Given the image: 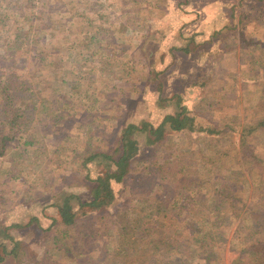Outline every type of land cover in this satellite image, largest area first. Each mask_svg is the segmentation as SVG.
<instances>
[{"label":"rangeland","instance_id":"rangeland-1","mask_svg":"<svg viewBox=\"0 0 264 264\" xmlns=\"http://www.w3.org/2000/svg\"><path fill=\"white\" fill-rule=\"evenodd\" d=\"M21 1L23 8H26L23 14L27 22L31 21L36 30L43 32L45 50L43 54L33 50L18 52L17 59L22 60V71L27 66L23 72L32 89L29 111L32 129L27 134L34 144L27 147V153L23 157L10 154L0 160V230L8 228L7 232H0L1 251L3 247L13 249L14 240L18 245L17 253L22 255L21 259L42 256L47 236L45 230L62 222L58 208L49 205L53 202L51 194L61 189L77 193L87 201L94 200V187H99L100 195H104L109 189L120 192L119 196H129L132 193L151 199L155 192L163 190L160 197L163 200L168 197L166 194H176L185 204L184 228L187 231L175 242L173 255L174 259L190 260L191 264L198 259L194 240L196 233L190 231L196 225L193 223L194 219L209 212V198L216 196V190L226 182L241 187L237 191H241V196H245L247 203L255 210H264V183L260 185L256 173L252 174L254 169L251 168V161L248 164L243 162V151L240 149V134L244 124L264 116V0H227L225 8L233 13L228 17L227 24L217 25L220 27L216 30L225 32V35L211 39L210 47H205L209 40L205 41L204 37L194 39L196 43H201H198L200 45L196 50L190 49L188 54L181 51L173 53L167 48L165 52L169 60L161 63V66L154 63L156 48L159 47L154 40L162 38L164 41L163 35L168 28L160 25V28L151 31L146 38L141 37L142 32L132 33L136 34L139 42L146 39L143 41L144 51L137 58L145 60L143 66L149 67H140L126 81L116 83L115 86L112 83L118 76L111 74L113 71L109 70L115 68L94 60L88 53L80 34L84 24L75 17L74 2L72 5L70 0ZM148 2L150 11L155 13L148 20L154 23L152 28H155V24L163 18L167 2ZM196 15L195 20H201L202 23L195 30L200 27V32L205 34L210 25L208 17L203 16V19L200 12ZM182 27L179 28L180 32L181 29L184 32H194L187 31L185 25ZM115 29L117 27L112 28ZM119 30L127 32V23L122 22ZM14 33L11 32L4 39L12 41ZM136 47L134 44L130 46V54L122 57L125 62L134 59L133 55L137 56ZM1 50L3 48L0 47V57ZM13 50L15 48L8 51ZM59 58L62 60L57 62ZM197 63L199 68L192 72L191 69ZM125 66L130 65L126 63ZM158 71H165L162 82L163 85L165 81L169 84L167 87L163 86L162 90L156 87L153 77H149ZM59 77L68 79L69 83L63 84ZM191 83H196V86L190 87ZM99 84L102 85L98 87ZM77 86L81 89H77ZM80 90L88 94L87 102L90 103L94 96L101 101L94 110L101 107L103 118L100 122L112 129L110 139L103 144L105 148L112 146L121 126L145 121L158 125L166 115L178 111L180 102L192 112L203 116L210 128L216 129L227 123L235 128L204 135L168 130L166 139L154 146H148L145 135L138 134L129 148L138 151L134 162L139 173L136 174L135 181H124L123 174L114 165L106 167L102 163L93 162L82 168L79 153L86 147L88 140L75 133L77 125L74 132L66 137L65 134L62 135L64 132L59 134L48 122L49 117L57 114L58 106L66 109L73 107L74 110L78 108L77 92ZM111 92L115 93L113 100H109ZM161 97L172 100L162 104ZM73 100L76 104L66 107ZM111 150V155L117 156L116 150ZM256 153L264 159V136L259 137L256 142ZM170 160L179 162L176 167L179 171L165 172L161 169L160 166ZM199 168L201 175L194 179L203 182L204 187L190 184L193 178L187 173ZM80 176H89L88 182L79 181ZM149 203L151 213L164 214L154 201L150 200ZM51 206L58 210L59 222H45H50L53 218L46 211ZM78 211L85 216L96 213L94 206H85ZM164 217L168 222L164 223L161 216L159 226L171 223L177 228L182 225V221L177 222L172 217L168 219L165 214ZM209 218L207 223L212 224L214 220ZM31 220L34 222L31 226L42 229L44 235L43 240L34 247H27L22 243L37 237L29 234L31 226L20 228L15 225H26ZM238 223L239 220L235 219L234 222L230 218L229 223L223 227L219 241L223 264H249L244 244L255 240L260 228L246 229L244 240L243 235L237 232ZM261 235L264 237V231ZM131 257L133 254L127 253L128 262ZM15 262L18 264L16 258ZM172 264L178 262L173 260Z\"/></svg>","mask_w":264,"mask_h":264},{"label":"trees","instance_id":"trees-1","mask_svg":"<svg viewBox=\"0 0 264 264\" xmlns=\"http://www.w3.org/2000/svg\"><path fill=\"white\" fill-rule=\"evenodd\" d=\"M70 1L72 5L73 2L75 3V17L84 24L80 34L84 38L90 56L98 62L107 63L108 67L115 68L109 69L113 71L111 74L118 76L112 86L126 81L140 67L141 69L149 67L143 66L145 60L137 58L144 51V40L139 42L135 36L139 32H142V38L150 36L152 22L148 19L155 13L150 11L149 0ZM155 9L153 5L154 12ZM25 10L21 0L0 2V47L3 48L0 57V69L3 68L0 70V160L10 154L23 157L27 153V147L34 144L27 134L32 129L29 113L32 89L30 81L23 72L27 66L22 71V60L17 57L18 52L22 51L33 50L43 54L45 39L43 32L36 30L31 21L27 22L23 14ZM122 22L127 23V32L119 30ZM114 27H117V30H112ZM11 32H15L12 41L5 40ZM133 44L137 46L138 54L133 55L134 59L125 62L122 57L125 58L130 54V46ZM10 48L15 50L9 52ZM174 49L188 53L190 45ZM61 60L59 58L56 61ZM126 63L130 65L129 68L125 66ZM164 73L165 71H158L149 76L153 77L159 90L164 86L162 82ZM58 79L63 84L69 83L66 78ZM100 85L102 84L98 87ZM77 89L81 88L77 86ZM77 93L78 108L74 110L73 107L66 109L58 106L57 114L49 117L48 122L56 132L59 134L64 132L62 135L65 134L66 137L74 132V127L77 125L75 133L88 140L86 147H83L79 153L82 168L93 162L102 163L106 167L114 165L123 174L124 181L128 179L135 181L136 174L139 173L134 162L138 151L129 148L138 134H144L146 144L154 146L166 139L168 130L204 135L222 133L229 128H235L230 126L231 123L216 129L210 128L203 120L205 119L203 116L192 112L188 106L180 102L178 111L166 115L158 125L145 121L141 124L127 123L121 126L118 136L113 139L112 146L105 148L103 144L105 140L110 139L112 129L107 124H101L103 118L101 107L94 110L101 102L99 97L94 96L89 103L86 101L87 93L82 90ZM109 97V100H113L115 93L111 92ZM171 100L172 98H160L162 104ZM74 104H76L74 100L70 101L66 107ZM102 107L105 110L104 105ZM262 136H264V116L246 122L240 134L243 162L248 164L251 161V168L254 169L252 174L256 173L260 185L264 183V159L256 153V142ZM111 149L116 150L117 156L111 155ZM168 165L173 167L169 168ZM178 166L179 162L170 160L160 167L165 172H175L179 171L176 168ZM187 173L193 178L190 184L205 186L203 182L194 179L195 176L201 175L200 168ZM88 179L89 176L78 178L79 181L84 182H88ZM239 188L241 190V187L233 185L232 182H226L222 188L216 190V196L209 198L207 204L211 206L208 208L209 212L206 211L207 214L194 219L193 223L196 225L190 230L196 233L194 240L198 259L194 264H223L219 241L223 227L229 223L230 218L234 222L235 219L239 220L237 232L243 235L244 240H246L244 235L246 229L260 228L259 236L249 243L245 242L244 246L247 249L249 264H264V237L261 235L264 231V210L260 208L255 210L248 204L245 196H241V191H237ZM93 191L95 196L93 201L84 200L79 194L64 189L52 193L51 205L58 208L62 222L52 229L45 230L47 236L42 256L21 259L22 255L16 251L18 245L12 240L13 249L8 250L3 247L2 251L0 250V262L11 255L17 259L18 264H25L27 261L29 264H172L173 260L178 264H191L190 260L174 259L173 255L175 242L186 230L185 204L176 194H166L168 197L163 200L160 198L163 190L155 192L151 196L152 199L132 193L129 196H119L120 192L114 189H109L104 195L99 194V187H94ZM150 200L160 207V212L163 211L168 219L172 217L177 222L182 221V225L177 228L171 223L159 226L161 216L164 218V223L168 220L164 214L150 212ZM85 206H94L96 213L89 216L82 215L78 210ZM209 217L214 220L212 224L207 223ZM35 222L39 225L38 220L35 219ZM33 223L31 220L26 225L15 226L23 228ZM7 230V227L2 228L0 232ZM127 253L133 254L129 262L126 258Z\"/></svg>","mask_w":264,"mask_h":264},{"label":"crops","instance_id":"crops-1","mask_svg":"<svg viewBox=\"0 0 264 264\" xmlns=\"http://www.w3.org/2000/svg\"><path fill=\"white\" fill-rule=\"evenodd\" d=\"M226 1L227 0H203V1L166 0L167 4L165 7H167V9L163 11V18L155 24V28H152L154 23L152 22L153 24H151V31L160 28V25L164 27L166 26L168 28V30L165 31L163 35L164 41H162V38L155 39L154 37H152V39H155L154 42H156V44H158L159 46L156 48L155 61H154L155 65L161 66V63L167 62L169 60V58L166 57V52H165L167 48L168 49L170 48L173 53L174 51H180L174 48L185 47L188 45H190V49L196 50L200 45L198 43H201V42L198 43L195 42L194 39L198 37H204L205 41L209 40V43H207L205 47L208 46L210 47L212 45V42L210 40L215 39L216 38L215 36L223 37L225 35V32H216V30L219 29L220 27L217 25L220 24L226 25L228 21V17L231 15V13H233V11L229 12L225 8ZM199 12L201 13L202 18L203 16H207L208 17L207 21L210 23L209 30L205 34L202 31L200 32V27L195 30V27L202 23L201 20L200 21L195 20L197 17L196 14H198ZM184 25L187 28L186 29L187 31H194L197 34L194 32H184L183 29H181L182 31L180 32L179 28H181ZM200 47H202V45ZM197 68H199L198 63L193 66L191 71L193 72ZM167 86H169V84L167 83V81H165L164 87ZM194 86H196V83L190 84V87H194ZM49 205H51V202ZM46 211L47 212L49 211L50 215H52L53 218L50 220V222L48 221L45 222L53 223L54 220H57L59 222V218L57 217L58 216L57 209L51 206L47 208ZM42 217L45 218L44 215H42ZM41 230L42 229L38 228L37 226L29 227V231H30L29 234H34L37 237V239L34 240L30 239L28 241L26 240L22 244L27 247L30 246L34 247V245L39 243V241L41 242L43 240L42 236L44 235V233ZM9 233L13 236L11 232ZM36 248L38 249V246ZM0 264H16L15 258L10 256L6 257L3 262H0Z\"/></svg>","mask_w":264,"mask_h":264}]
</instances>
